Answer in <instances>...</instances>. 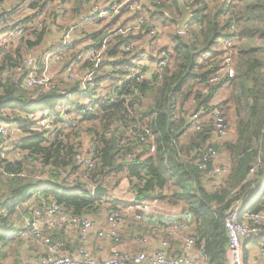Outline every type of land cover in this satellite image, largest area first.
<instances>
[{"label":"trees","instance_id":"trees-1","mask_svg":"<svg viewBox=\"0 0 264 264\" xmlns=\"http://www.w3.org/2000/svg\"><path fill=\"white\" fill-rule=\"evenodd\" d=\"M52 1L0 0V34L14 26L24 28L20 40L0 49V123L16 126L23 133L15 144L18 159L0 161V241L21 238L15 225L24 226L25 219L36 211L43 213L52 203L78 217L96 215L104 208L121 209L129 203L112 195H94L87 183H101L113 191L126 180L134 203L150 201L180 208L191 227L195 249L203 252L208 264H229L224 226L228 209L240 201L243 207L239 220L244 213L264 214V0H184L193 18L182 34L175 30L170 35L169 46L156 42L159 35L148 32L152 25L162 30L175 28L180 16L177 0H163L133 11L125 9L128 17L119 27L144 16L150 25L142 26L135 34L131 31L110 39L105 60L97 69L89 62L82 65V69L96 71L88 90L81 92L77 83H66L65 67L77 64L85 50L100 47L113 32L110 25L122 13L108 20L100 31L85 33L81 29L77 33L64 49L63 76H57L55 81L59 83L54 81V88L25 89L20 73L2 78V72L21 65L52 28L56 29L54 21L62 14L69 12L78 19L70 25L85 17L98 21L88 15L106 0H62L61 12L51 6L46 19L38 23V10ZM18 11H26L25 16L12 22ZM225 40L234 42L235 74L232 79L210 84L208 80L216 75L222 62L221 43ZM128 45L133 48L126 52ZM55 47L53 44L36 55L39 70L44 67V55ZM163 51L172 53L162 65ZM107 81L109 94L103 90ZM228 83L243 116L237 123L235 138L229 131V139H217L218 153L228 157L230 173L220 187L210 191L206 178L190 163L206 150L211 141L210 128L190 133L187 128L190 116L209 110L211 98ZM85 97L94 99L91 113H82ZM188 102L191 104L186 109ZM59 104L68 119L57 111ZM42 110L54 120L48 137L31 130L36 123L32 115ZM83 122H92L80 128L91 138L90 156L79 152V143L70 144L58 128H72ZM227 126L229 130L228 122ZM79 154L90 159L92 165L79 164ZM257 162L262 163L260 170L253 178L248 177L249 169ZM73 175L77 180L71 182ZM244 244L248 264V246L264 245V229L257 236L247 237Z\"/></svg>","mask_w":264,"mask_h":264},{"label":"built area","instance_id":"built-area-1","mask_svg":"<svg viewBox=\"0 0 264 264\" xmlns=\"http://www.w3.org/2000/svg\"><path fill=\"white\" fill-rule=\"evenodd\" d=\"M162 1L163 0H106L94 6L93 12L88 16L93 15L99 20L108 21L121 13L122 16L125 15V9L133 11L141 9L142 6L148 4H160ZM51 6H54L57 12H61L63 9L59 0L48 2L46 6L38 10V23L44 18ZM91 22V17H85L77 24L69 25L61 29L58 44L52 51L47 52L43 57L44 67L42 70H39V63L35 57L26 58L21 65L13 70H5L2 72V78L10 76L13 72L20 73L21 86L25 89L41 88L43 90H50L54 88V78L49 70V64L53 63L62 66L64 49L71 45L77 33L84 25ZM1 24L3 25L4 23L1 22ZM116 24L117 22L110 25L113 32H110L109 35L103 39L100 47L85 50L82 56H80L77 64L70 63L65 67L66 81L70 84L77 83L81 92L88 90V86L91 85L94 80V74H96L94 70L82 69V65L89 62L93 65L94 69H97L100 62L105 60L110 39L117 34L127 35L131 31L135 34L142 26L150 25L147 19L141 17L135 21L125 23V25L120 27L116 26ZM162 32L163 30L161 28L152 25L150 26L148 34L161 35ZM23 35V25L12 27L9 32L5 33L2 38H0V49L5 50L9 43L17 42ZM156 42H159V37ZM221 44L224 51L222 62L217 69L216 75L208 80L210 84L217 83L222 78L227 80L232 79L235 74L233 64L234 42L232 40H225ZM132 48L133 45H128L125 47V51L129 52ZM171 53L172 52L168 53L166 51L161 52L162 57L165 59V62H161L162 65L171 59ZM91 98L93 97L84 98L82 113H91L94 111V105L92 103L94 99ZM94 98L96 97L94 96ZM209 105L210 109L203 114L195 112L189 118L190 123L188 129L190 131L198 132L204 127H209L211 136V141L207 145L206 150L202 154L190 159V163L195 166L205 178L214 179L216 182L215 184L219 185L228 177L230 169L219 163V151L216 146L212 145V142L217 139H229L230 134L227 126V118L221 107V102L214 96L211 98ZM57 111L62 113L64 119H68V115L62 104L57 106ZM37 113L32 115L36 123L31 130L37 133H43L44 136L48 137L53 129V117L46 110ZM12 135L13 127L8 124L0 123V161L8 160L9 156L13 153L12 145L14 146V141L12 140ZM154 150L155 148L152 146L150 151L153 152ZM15 152L17 156H20L18 151L15 150ZM76 160L82 165H92L90 159L80 154L76 155ZM259 165L260 162H257V164L249 169L248 177H252L257 172ZM75 180H77V177L73 175L70 181L73 182ZM87 184L92 191L95 185L89 182ZM209 190L214 191L215 188H210ZM132 203V206L127 211L123 209H106L102 215L106 225L104 228L98 230L97 236L119 244L121 241V231L126 224V217L129 214L135 223L143 221L144 215L147 214L154 219L161 218L162 215H165L170 217V221L166 224L159 225V229L162 230L169 239H180L181 245L177 255H171L170 242L162 240L158 246H155L149 252H140L138 254L115 252L110 256L94 257L87 246L89 232L93 226V219L89 215L78 217L66 213L57 203H52L43 213L36 211L30 219H25L20 235L24 239L37 240L45 246V254L40 257L35 264H208L204 259L203 252L195 249V238L190 235V225L184 219L179 218V215L176 214L174 209L167 210L157 202L145 201L142 203ZM242 207V202H236L228 209L224 218V226L228 240L227 251L230 256L229 264H245V239L247 237L257 236L260 234L261 229H264V214L244 213L239 220ZM59 227L77 231L81 246L76 251H64L60 244L52 241L45 233L47 230ZM183 233L186 235L182 236ZM146 242L145 239H141V243ZM258 248L259 256L264 258V245ZM194 253L197 254V258L194 257Z\"/></svg>","mask_w":264,"mask_h":264},{"label":"crops","instance_id":"crops-1","mask_svg":"<svg viewBox=\"0 0 264 264\" xmlns=\"http://www.w3.org/2000/svg\"><path fill=\"white\" fill-rule=\"evenodd\" d=\"M27 11L28 13L30 12V10ZM25 12L26 11L21 12L23 14L22 17L25 16ZM52 29V33H54V36L51 33L46 37V40H48L47 42H54V45H57L60 40V32H56V29L54 27ZM2 36L3 34H0V38H2ZM52 36L54 37V39L52 38ZM42 44L43 41L40 45ZM38 47L33 49L32 51L38 49ZM218 47H220V45ZM34 57L36 58V55H34ZM49 70L50 72L52 71L53 74H56L58 78L63 76V74H61L59 70L54 67L53 63L49 64ZM12 127L15 126L12 125ZM190 132L191 131L187 128V133ZM17 133L22 132L17 130ZM182 140L185 141L184 138H182ZM117 188H121V190L119 191ZM117 188L111 191L110 195H112V198L114 199L128 202L129 205L121 208L127 211L133 204V195L131 192H129V190L125 188L124 184H121ZM167 192L168 191L165 192L166 195H168ZM160 204L163 208L167 210L174 209L176 214L179 215V218L184 219L185 221L188 220L184 217L183 213H181L179 207H170L166 203ZM90 217L93 219V226L89 232L87 246L94 257L110 256L113 255L115 252H127L129 254L149 252L152 248L158 246L162 240H167L170 242L171 255L174 256L179 253L181 245L180 239H169L162 232V230L159 229V225L166 224L170 221L169 216L162 215L161 218L154 219L147 214L144 215L143 221L135 223L133 222L129 214L126 217V224L123 227V230L121 231V241L119 244H116L108 239L99 238L97 236L98 230L104 228L106 225L103 216L101 217L100 215L93 214L90 215ZM15 226L20 230L21 233L23 224H16ZM46 232V234L52 239V241L60 244L61 248L65 251L73 252L81 246L78 233L75 230L69 228L64 229L59 227L47 230ZM141 239H145L147 242L141 243ZM248 247V249L250 250L248 264H264V258L260 257L258 253L259 248L255 246ZM44 253L45 246L37 240H27L22 237H13L12 239L10 238V242H8V240L0 241V264H35L36 261L44 255ZM194 257L197 258V254L194 253Z\"/></svg>","mask_w":264,"mask_h":264},{"label":"rangeland","instance_id":"rangeland-1","mask_svg":"<svg viewBox=\"0 0 264 264\" xmlns=\"http://www.w3.org/2000/svg\"><path fill=\"white\" fill-rule=\"evenodd\" d=\"M11 3L13 2H16V0H10ZM68 6V3L66 4ZM50 9V8H49ZM50 12V10H49ZM48 12V13H49ZM47 13V14H48ZM22 16L23 14L21 13V11H18L17 14L14 15V17H12L11 19L13 20L12 22H15V21H20L22 19ZM128 15H123L118 21H117V24L116 26H119L121 24V22L127 18ZM143 18L147 19L146 16H144ZM179 18V17H178ZM46 19V15L44 17V19L42 20H45ZM78 19H73L71 17V14H69V12H66L64 14H62V16H60L57 20L54 21L55 23V27H56V32H60L61 29L65 28L66 26L70 25V24H74L75 21H77ZM148 21V20H147ZM108 21L106 20H98V21H92L91 23H87L84 25V27L82 28L83 31L85 33H93V32H96V31H100L103 27L106 26ZM125 25V24H123ZM177 31L176 29V25H175V28L173 26H168L166 28H163V32L161 35H159V41H161V43L163 45H168L170 44L171 40H170V35L174 32V31ZM178 32V31H177ZM183 33V32H182ZM181 33V34H182ZM52 35L54 36V33H52ZM52 36V38L54 39V37ZM56 36V35H55ZM46 37L47 35L44 37L43 39V44L40 45L38 47V49L32 51L28 56L27 58H32L34 57V55H37L38 53L42 52L43 51H46L48 48H50V46H52L53 44H55L54 42H47L48 40H46ZM55 41V40H54ZM143 44V43H142ZM171 49V48H170ZM26 59V58H25ZM141 62H147L146 60H141ZM234 64H236V62L234 61ZM54 67L59 70V72L61 73L62 71V66L61 65H57V64H54ZM52 73V71H51ZM62 74V73H61ZM53 78H54V81L55 79L57 78V75L56 74H53ZM55 83H59L58 80L55 81ZM67 83V81H66ZM69 84V82H68ZM109 82L107 81L103 87V90L104 92H107V94H109ZM230 91H231V84L228 83L227 85L223 86L219 92L217 93L216 95V98L218 101H220L223 105V108H224V113H226L227 115V122H228V125H229V131L231 133V136L235 138L236 136V127H237V123H239V119L242 118V114L240 116L239 114V103L236 102V98L235 97H232L230 95ZM244 99H242L243 101ZM149 101V100H148ZM224 102V103H223ZM191 103H187L186 105V109L189 108ZM188 107V108H187ZM38 114V113H37ZM90 124H92V122H83V123H79V124H76L74 127L72 128H69V127H63L62 125H58V128L62 129L61 131H63V133L68 137V142L70 144H77V142L79 143V152L83 153L84 155L88 154V151L90 149V136H87L85 132H82L80 130V128L82 127H86V126H90ZM17 127H13V135H12V140L14 141V146L12 145V151L13 153L9 156V159L8 160H16L18 159L16 156V152H15V149H16V146L15 144H17V142L19 141L20 137H22V133H17ZM74 133H77L79 136L78 138L74 137L73 134ZM222 141V140H221ZM215 142V145L216 147L217 146V140H214ZM213 144V143H212ZM219 150V149H218ZM90 156V155H89ZM85 157V156H84ZM21 158V157H20ZM87 158V157H86ZM228 157L221 153L219 155V163L222 164V165H225L227 167H230V164L228 162ZM260 165H262V163L260 162ZM258 167L257 171L260 170V166ZM38 176V175H37ZM250 178H253V177H250ZM264 179V178H263ZM206 186H207V189H210V188H215L217 189L218 187H220L222 184L220 185H216L215 183V180L214 179H210V178H207L206 177ZM123 185L125 186V188L128 190V185H127V181L126 180H123L120 185ZM119 185V186H120ZM118 186V187H119ZM119 191L121 190V188H117ZM117 194V193H116ZM120 194V193H119ZM122 194V193H121ZM117 196V195H116ZM122 196V195H120ZM119 196V197H120ZM118 197V196H117ZM106 207V206H104ZM107 208H104L100 213L96 214V215H100L102 217V214H104L105 210ZM186 234H182V236H185ZM246 264V263H245Z\"/></svg>","mask_w":264,"mask_h":264},{"label":"water","instance_id":"water-1","mask_svg":"<svg viewBox=\"0 0 264 264\" xmlns=\"http://www.w3.org/2000/svg\"><path fill=\"white\" fill-rule=\"evenodd\" d=\"M60 2L62 0H59ZM180 16L175 20L176 29L179 33L184 32L186 25L192 20L193 15L189 8L186 7L184 0H177ZM94 195H110L111 189L97 183L92 189Z\"/></svg>","mask_w":264,"mask_h":264}]
</instances>
